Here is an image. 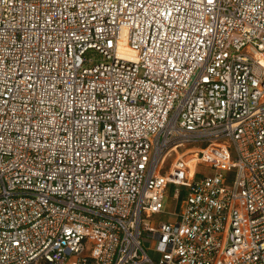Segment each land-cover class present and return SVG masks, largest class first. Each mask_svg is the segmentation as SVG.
I'll return each mask as SVG.
<instances>
[{
  "label": "built area",
  "instance_id": "1",
  "mask_svg": "<svg viewBox=\"0 0 264 264\" xmlns=\"http://www.w3.org/2000/svg\"><path fill=\"white\" fill-rule=\"evenodd\" d=\"M0 264H264V0H0Z\"/></svg>",
  "mask_w": 264,
  "mask_h": 264
},
{
  "label": "rangeland",
  "instance_id": "2",
  "mask_svg": "<svg viewBox=\"0 0 264 264\" xmlns=\"http://www.w3.org/2000/svg\"><path fill=\"white\" fill-rule=\"evenodd\" d=\"M175 186H169L166 192V197L164 198V211L165 212H175L177 211V207H176V201L173 199V193L175 191ZM154 219L156 220H163L166 222H175L176 221V217L174 215H168V214H162L160 216L154 217ZM141 244L142 246L145 248V250H147L148 255L152 258V259H156L157 256L153 251V242H151V240L146 237L145 235L141 238ZM83 256H85V252L83 254Z\"/></svg>",
  "mask_w": 264,
  "mask_h": 264
},
{
  "label": "bare ground",
  "instance_id": "3",
  "mask_svg": "<svg viewBox=\"0 0 264 264\" xmlns=\"http://www.w3.org/2000/svg\"><path fill=\"white\" fill-rule=\"evenodd\" d=\"M126 54H127V55H125L126 57H128V58L132 57V55H130L131 54L130 52H126Z\"/></svg>",
  "mask_w": 264,
  "mask_h": 264
}]
</instances>
